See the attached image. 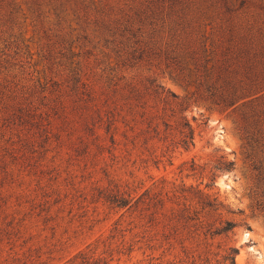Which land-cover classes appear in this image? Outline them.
Returning <instances> with one entry per match:
<instances>
[{
    "label": "rangeland",
    "instance_id": "1",
    "mask_svg": "<svg viewBox=\"0 0 264 264\" xmlns=\"http://www.w3.org/2000/svg\"><path fill=\"white\" fill-rule=\"evenodd\" d=\"M0 264H264V0H0Z\"/></svg>",
    "mask_w": 264,
    "mask_h": 264
},
{
    "label": "trees",
    "instance_id": "2",
    "mask_svg": "<svg viewBox=\"0 0 264 264\" xmlns=\"http://www.w3.org/2000/svg\"><path fill=\"white\" fill-rule=\"evenodd\" d=\"M114 202H122V201L121 200L120 201L114 200ZM234 227H235V225L233 223L226 222L225 226L221 230V233H228V232L232 231ZM234 252L236 253L237 251L234 250Z\"/></svg>",
    "mask_w": 264,
    "mask_h": 264
}]
</instances>
